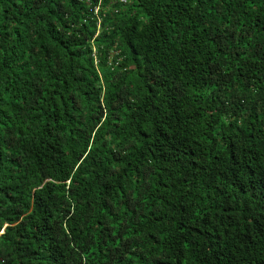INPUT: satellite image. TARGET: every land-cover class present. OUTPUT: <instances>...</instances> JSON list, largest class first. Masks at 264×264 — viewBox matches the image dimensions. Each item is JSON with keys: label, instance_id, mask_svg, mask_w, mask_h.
I'll list each match as a JSON object with an SVG mask.
<instances>
[{"label": "trees", "instance_id": "trees-1", "mask_svg": "<svg viewBox=\"0 0 264 264\" xmlns=\"http://www.w3.org/2000/svg\"><path fill=\"white\" fill-rule=\"evenodd\" d=\"M118 7L0 0V264H264V0Z\"/></svg>", "mask_w": 264, "mask_h": 264}, {"label": "clouds", "instance_id": "clouds-1", "mask_svg": "<svg viewBox=\"0 0 264 264\" xmlns=\"http://www.w3.org/2000/svg\"><path fill=\"white\" fill-rule=\"evenodd\" d=\"M108 1H109V8L113 9L114 12H119L120 8L118 7V4L126 5L129 2V0H127L126 3H121L120 1L112 2L111 0H108ZM100 6L101 4L99 3L98 5L94 6V14L97 17H99L98 13L100 12ZM93 56L95 59L96 66H99L101 59H100V54L98 52V49L96 47L93 48ZM122 59H123L122 55H120L119 50H117L115 46L109 53L108 65L109 66L118 65Z\"/></svg>", "mask_w": 264, "mask_h": 264}, {"label": "built area", "instance_id": "built-area-1", "mask_svg": "<svg viewBox=\"0 0 264 264\" xmlns=\"http://www.w3.org/2000/svg\"><path fill=\"white\" fill-rule=\"evenodd\" d=\"M112 2L114 1H120L121 3H126L127 0H111Z\"/></svg>", "mask_w": 264, "mask_h": 264}]
</instances>
